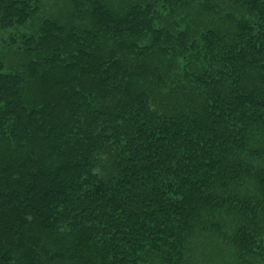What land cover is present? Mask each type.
<instances>
[{"label": "trees", "instance_id": "1", "mask_svg": "<svg viewBox=\"0 0 264 264\" xmlns=\"http://www.w3.org/2000/svg\"><path fill=\"white\" fill-rule=\"evenodd\" d=\"M0 264H264V0H0Z\"/></svg>", "mask_w": 264, "mask_h": 264}]
</instances>
